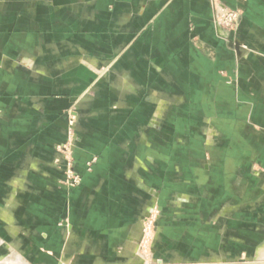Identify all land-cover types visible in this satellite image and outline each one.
Segmentation results:
<instances>
[{"label":"crops","instance_id":"obj_1","mask_svg":"<svg viewBox=\"0 0 264 264\" xmlns=\"http://www.w3.org/2000/svg\"><path fill=\"white\" fill-rule=\"evenodd\" d=\"M153 208L167 263L264 264V0H0V264L126 263Z\"/></svg>","mask_w":264,"mask_h":264},{"label":"rangeland","instance_id":"obj_2","mask_svg":"<svg viewBox=\"0 0 264 264\" xmlns=\"http://www.w3.org/2000/svg\"><path fill=\"white\" fill-rule=\"evenodd\" d=\"M227 12H235L238 15L237 24L235 27L228 26L223 20L221 13L218 14L219 23L228 31H235L239 25L240 12L238 10H225ZM66 125H67V140L66 143L57 147L60 158L64 163L63 170V179L61 183L68 189L76 188L81 183V177L77 173L74 167L73 158L69 150V145L72 144L73 138L75 135V125H76V115L73 110L67 112L66 115ZM96 163V158H92L90 161L86 163L87 170H90L91 167ZM158 211L156 209H152L149 216L142 221V231L146 229L148 235L144 238V241L137 246V250L134 253H131L130 261H126V263L122 264H170L169 262L163 260L162 257H159L155 251L154 241H159L156 237L155 232V222L158 217ZM143 235V234H142ZM143 237V236H142ZM156 237V238H155ZM188 261V263H195L196 260L188 259L184 260Z\"/></svg>","mask_w":264,"mask_h":264},{"label":"built area","instance_id":"obj_3","mask_svg":"<svg viewBox=\"0 0 264 264\" xmlns=\"http://www.w3.org/2000/svg\"><path fill=\"white\" fill-rule=\"evenodd\" d=\"M221 16L223 18V20L225 19V22L228 26H236V22H237V18L238 15L235 12H227V11H223L221 13ZM145 233V234H144ZM144 233H143V237L141 238V243L144 241V238L148 235V232L146 231V229H144Z\"/></svg>","mask_w":264,"mask_h":264},{"label":"bare ground","instance_id":"obj_4","mask_svg":"<svg viewBox=\"0 0 264 264\" xmlns=\"http://www.w3.org/2000/svg\"><path fill=\"white\" fill-rule=\"evenodd\" d=\"M142 232L144 233V231H142ZM143 233H142V234H143ZM144 234H145V233H144Z\"/></svg>","mask_w":264,"mask_h":264}]
</instances>
